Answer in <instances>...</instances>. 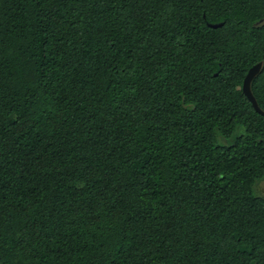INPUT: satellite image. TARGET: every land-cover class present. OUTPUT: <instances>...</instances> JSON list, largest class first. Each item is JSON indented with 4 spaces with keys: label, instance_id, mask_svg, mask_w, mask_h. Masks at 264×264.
I'll use <instances>...</instances> for the list:
<instances>
[{
    "label": "trees",
    "instance_id": "obj_1",
    "mask_svg": "<svg viewBox=\"0 0 264 264\" xmlns=\"http://www.w3.org/2000/svg\"><path fill=\"white\" fill-rule=\"evenodd\" d=\"M262 179L264 0H0V264H264Z\"/></svg>",
    "mask_w": 264,
    "mask_h": 264
},
{
    "label": "water",
    "instance_id": "obj_2",
    "mask_svg": "<svg viewBox=\"0 0 264 264\" xmlns=\"http://www.w3.org/2000/svg\"><path fill=\"white\" fill-rule=\"evenodd\" d=\"M260 67H261V63L254 64L247 72L243 82V90L245 94L248 96V98L252 101L254 107L257 110H260V108L251 90V80L255 76V74L259 71Z\"/></svg>",
    "mask_w": 264,
    "mask_h": 264
},
{
    "label": "rangeland",
    "instance_id": "obj_3",
    "mask_svg": "<svg viewBox=\"0 0 264 264\" xmlns=\"http://www.w3.org/2000/svg\"><path fill=\"white\" fill-rule=\"evenodd\" d=\"M258 189L262 194H264V179L259 182Z\"/></svg>",
    "mask_w": 264,
    "mask_h": 264
}]
</instances>
